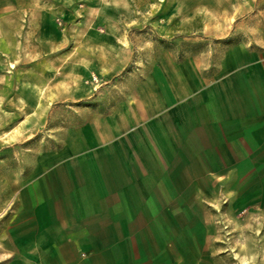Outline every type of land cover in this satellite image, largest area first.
Here are the masks:
<instances>
[{
	"label": "crops",
	"instance_id": "obj_1",
	"mask_svg": "<svg viewBox=\"0 0 264 264\" xmlns=\"http://www.w3.org/2000/svg\"><path fill=\"white\" fill-rule=\"evenodd\" d=\"M34 1L0 0V125L35 105L29 75L13 69L19 50L41 48L19 29ZM259 1L229 11L256 21L211 57L166 49L131 65L101 112L32 157L5 205L0 187V264H199L224 211L264 203ZM118 52L119 73L131 54Z\"/></svg>",
	"mask_w": 264,
	"mask_h": 264
},
{
	"label": "rangeland",
	"instance_id": "obj_2",
	"mask_svg": "<svg viewBox=\"0 0 264 264\" xmlns=\"http://www.w3.org/2000/svg\"><path fill=\"white\" fill-rule=\"evenodd\" d=\"M257 3L260 1L31 3L35 10L29 21L19 17V29H28L41 48L19 50V65L13 69L23 79L20 82L26 83L29 75L28 86L34 89L35 105L32 111L21 112L16 119L0 125V187L4 205L10 201L11 182L18 177L21 183L32 168V157L36 159L44 147L54 148L59 137L75 123L101 112L108 95L119 87L118 79L131 65L143 66L166 49L178 57L200 54L209 58L229 38L233 26L256 21L255 16L234 17L229 11L253 8ZM19 38L28 40L25 34H19ZM117 48L131 54L127 67L119 73L122 57ZM242 203L240 209L224 211L222 224L208 244L210 257L199 264H264V203ZM6 212L4 209V215Z\"/></svg>",
	"mask_w": 264,
	"mask_h": 264
}]
</instances>
